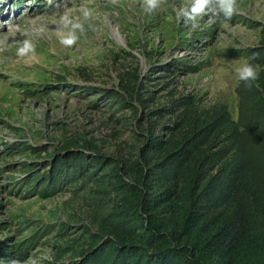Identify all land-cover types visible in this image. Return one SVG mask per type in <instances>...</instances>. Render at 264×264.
<instances>
[{
	"label": "rangeland",
	"instance_id": "374dc122",
	"mask_svg": "<svg viewBox=\"0 0 264 264\" xmlns=\"http://www.w3.org/2000/svg\"><path fill=\"white\" fill-rule=\"evenodd\" d=\"M181 6L0 0V264H128L116 248L159 227L187 251L174 264H264V0L196 30ZM64 12L84 25L71 48Z\"/></svg>",
	"mask_w": 264,
	"mask_h": 264
},
{
	"label": "clouds",
	"instance_id": "9594fccd",
	"mask_svg": "<svg viewBox=\"0 0 264 264\" xmlns=\"http://www.w3.org/2000/svg\"><path fill=\"white\" fill-rule=\"evenodd\" d=\"M165 0H144L147 10H155L160 7ZM238 0H190V7H179L177 17L184 23L190 25L192 30L200 28L201 20L207 17V23L217 21L224 22L230 20L237 11ZM84 18H89L92 12L84 8L82 13ZM223 18V19H221ZM57 25H63V29H57L59 42L64 47L71 48L77 44L80 39L78 33H83L84 25L79 18H72L67 12L60 14ZM64 29H67L65 32ZM21 47L17 49L18 57H28L35 55V45L29 40H23ZM255 57H249L241 67L236 69L239 80L250 83L258 79V65L251 63ZM13 264H20L14 261Z\"/></svg>",
	"mask_w": 264,
	"mask_h": 264
},
{
	"label": "trees",
	"instance_id": "16d2710c",
	"mask_svg": "<svg viewBox=\"0 0 264 264\" xmlns=\"http://www.w3.org/2000/svg\"><path fill=\"white\" fill-rule=\"evenodd\" d=\"M185 150L186 149L176 154L173 160L171 161L172 163L170 164H174L175 162L187 163L189 159L188 157H186L185 153L188 151H185ZM223 151H226V149H224ZM233 151L234 150L230 152L226 151L225 152L226 155L224 159H226L228 156H231V153ZM233 155H235L236 157L237 153L234 152ZM235 157L233 158V161L235 162L231 161L233 162L232 163L233 167L227 169L230 171H227V170L223 171L224 174L229 172L228 175H225V181L223 183V187L225 188L226 191L223 192V194L220 197L222 198L223 195L230 196L229 199L228 197L226 198L225 200L226 203L231 200L233 192L236 189L237 182L235 183V181L237 180V177H239L242 174L243 165L240 163V161H238L239 159ZM172 201L173 199L170 200L169 203H171ZM154 202L156 203V200ZM237 226H236V229H237ZM151 231H150V234L148 235V238L146 239L145 247L144 246L137 247V246L123 245V246H118L116 248V251L119 257L123 256L122 261L124 260L123 258L125 257L127 258L126 259L127 263L129 262L128 264H174L173 262L170 261L171 257L175 258L179 256H185L187 251H185V249H179V245L176 242L174 243L173 240H175V238L173 239V237L170 236V233H168L167 228H163V227H159L157 229L153 228L151 229ZM225 235H223L222 237H224L225 245H226V242L228 240L229 241L233 240V236L228 237ZM225 245L223 244L216 245V247L218 248V251L214 253L213 257H210L211 261L213 260L217 261L218 259H220V256H221L220 252H222L223 249L226 247ZM214 246H212L211 248H213ZM184 258L181 259L177 264H192V262H189L188 260H185ZM130 260H133V261L130 263ZM113 264H116V262L113 261Z\"/></svg>",
	"mask_w": 264,
	"mask_h": 264
}]
</instances>
